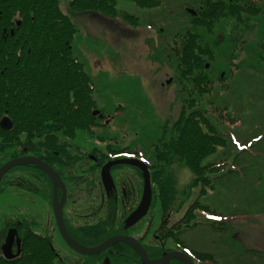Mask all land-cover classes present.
<instances>
[{
  "label": "rangeland",
  "instance_id": "1",
  "mask_svg": "<svg viewBox=\"0 0 264 264\" xmlns=\"http://www.w3.org/2000/svg\"><path fill=\"white\" fill-rule=\"evenodd\" d=\"M189 1L192 2L164 0L165 3L162 2L161 5L147 8L138 7L131 0H116L115 8L118 12H131L139 18L135 26L119 17H103L99 13L84 11L72 14L71 19L76 28L70 42L73 54L83 63L85 71L92 78L96 107L109 117V122L103 124L100 118L98 121L102 124L93 126L90 133L77 129L75 136L69 141L86 150L95 141H99L102 148L108 144L111 150L128 145L137 150L135 155L144 160L151 153L155 155V150L150 148L151 144L159 137L162 141L165 140L166 131L172 129L171 124L176 119L181 102L191 95L198 100L200 106H209V101L225 102L230 115L234 116L231 117L234 120L232 123H227L225 117L210 116L211 122L217 123L214 119H222V124L217 123L218 128L230 141L223 170L231 171H226L223 179L215 182V188L207 185L204 193L199 195L200 185H190L192 174L187 165L181 160L167 163L163 166V171L171 178L175 189L174 199L170 200L168 208H163L156 181L150 177L152 195L147 211L140 221L127 229H119L120 225H116L130 222L131 216L140 207L142 174L138 176L136 169L127 165L115 167L109 176L113 182L112 190H109L108 184L106 188L101 187V173L98 174L95 168L91 171V168L86 167L87 162H84L74 166V173H83L84 178L73 180L65 213L71 223H92L98 220V216L108 217L112 222L110 225H113L112 230L116 226V230L125 231L140 242L162 246L164 252L169 249L181 250L170 234H164L160 238V232L173 229L174 221L199 195L200 202L209 204L212 210L222 215L225 220L224 228L219 230L223 224L214 218L213 213L197 207L194 210L196 226L187 228L182 237L196 249L213 251L218 264H264V65L263 61L257 62L252 58L258 49L257 44L264 42V11L258 16L260 19L253 23L254 28L249 22L248 27L245 21L240 34L243 38L237 42H245L242 45L243 52L249 50L248 56H243L248 67L235 72L234 65L239 52H236L235 45L230 46L227 40L222 41L214 49L235 50L234 63L231 61L233 64H228L233 65L230 68L233 75L226 82L222 81L221 86L213 78L211 86L209 83L205 84L206 91L197 93L198 85L194 81L191 83L186 78H181L182 82L175 80L177 75L174 63L169 61L170 57H166L163 48L165 39L157 40L154 26H147V23H158L163 28L162 37L169 40L173 31L186 20L181 6ZM68 2L69 0H59V8L69 12ZM224 22L226 20L222 24ZM215 26L212 31L205 33L207 44L214 42V37L217 40L221 38L218 30L220 26L217 23ZM228 26L229 23H225L226 29ZM231 37H235V34H230L229 38ZM218 51L215 65L222 70L226 62L225 54ZM168 78L170 80L163 83ZM225 88L228 89L224 91ZM168 136L169 133L166 138ZM85 142L90 143L86 145ZM4 151L5 148L2 153ZM236 151L241 152L234 158ZM220 154L208 155L202 161L217 160V157L222 156ZM153 155L152 160L149 159L152 162L151 168H155L157 160ZM102 157L104 156L100 158ZM34 171L14 165L6 173L13 176V182L4 181V175L2 176L0 219L7 213L8 217H24L32 231L44 230L50 235L51 243L59 254L54 258V264H102L99 257L85 256L73 250L57 230L52 209L45 207V202L36 192H29L28 188L20 186L18 179L32 187L39 185ZM112 197V201H107ZM253 248H256L255 253L251 251Z\"/></svg>",
  "mask_w": 264,
  "mask_h": 264
},
{
  "label": "trees",
  "instance_id": "2",
  "mask_svg": "<svg viewBox=\"0 0 264 264\" xmlns=\"http://www.w3.org/2000/svg\"><path fill=\"white\" fill-rule=\"evenodd\" d=\"M131 1L138 7L147 8L165 3L164 0ZM58 2L59 0H0V113L5 112L12 122L9 130L0 128V162L3 160L2 154L5 158L6 154H17L21 147L31 150L34 141L71 138L75 136L77 129L90 133L93 126L101 124L91 113V109L96 108L92 78L85 71L83 63L73 54L70 43L76 29L71 19L72 14L88 11L99 13L103 17H119L133 26L139 22V18L131 12H118L115 8L116 0H69V12L61 10ZM181 9L186 20L173 31L169 40L162 37L163 28L158 23H147L149 28L154 26L157 40L165 39L163 48L166 57H170L169 61L174 63L176 81L182 82L181 78H186L191 83L194 81L198 85L197 93L206 91L205 84L209 83L211 86L213 78H216L221 86L222 81L226 82L233 75L230 71L233 65L228 64L234 63L235 50L239 52V56L236 57L234 71H241L248 65L244 57L248 56L249 50L243 52L242 45L245 42H237L243 38L240 34L245 21L248 27L249 22L254 28L253 23L260 19L258 16L264 11V0H192L182 4ZM223 20L226 22L222 24ZM216 23L220 26L218 30L221 38L217 40L213 36L214 42L207 44L205 33L212 31ZM225 23H229L228 29ZM230 34H235V37L229 38ZM225 40L237 49H214ZM238 44L242 48L238 47ZM257 47L253 55L251 54L252 58L257 62L263 61L264 65V42L258 43ZM217 51L225 54L226 62L224 61L222 70L215 65ZM241 52L243 55H240ZM212 89L213 87L208 92L211 93ZM207 105L209 106L198 105V100L191 95L183 100L176 119L171 124L172 129L166 131V141H162L161 137L154 141L150 148L155 150V155L151 153L149 158L145 156L143 160L148 167L149 176L156 181L158 197L162 196L161 204L164 209L168 208V203L174 199L175 193L171 178L163 171V166L167 163L180 160L185 163L192 174L190 185H200L199 195L204 193L207 185L215 188V182H220L226 171H231L223 170L230 141L218 128V125L223 123L222 119L217 121L213 118L217 125L211 122V117H225L227 123H232L234 120L231 117L234 116L230 115V109L225 102L209 101ZM120 147L113 149V152H127L138 157L135 155L137 150L130 148L128 152L125 146ZM219 150L221 152H218ZM240 152L236 151L234 158H237ZM214 153H221L222 156L214 161H202L204 157ZM152 155L157 159L155 168H151ZM103 159L104 157L101 161ZM91 167L93 168L92 165ZM96 167L99 168V165ZM132 167L136 169L138 176L141 175L139 166ZM98 171L99 169L96 170L99 174ZM199 195L174 221L173 229L160 232V238L164 237V234H170L177 248L189 254L194 264H218L213 251L196 249L182 237L187 228L196 226L194 210L197 207L213 213L214 218L222 222L219 230L224 226L222 215L212 210L209 204L200 202ZM100 217L92 223L67 221V229L78 241L96 244L109 234L121 231L116 230V226L120 225L119 229H127L134 224L119 223L112 230L111 220L108 217ZM21 233L20 256L12 260V264H54V258L58 256L48 237L32 231L29 227ZM144 246L152 257L164 252L162 246L146 243ZM251 251L255 253L256 248ZM86 255L101 259L107 257L109 264H142L137 251L121 240L97 253ZM166 263L183 264L178 258H171ZM0 264L7 263L0 259Z\"/></svg>",
  "mask_w": 264,
  "mask_h": 264
},
{
  "label": "flooded vegetation",
  "instance_id": "3",
  "mask_svg": "<svg viewBox=\"0 0 264 264\" xmlns=\"http://www.w3.org/2000/svg\"><path fill=\"white\" fill-rule=\"evenodd\" d=\"M166 82H167V80L163 83H166ZM161 85H162V83H161ZM2 115H7V114L5 112H2V113H0V117ZM94 116H97V115H94ZM99 118L102 119L103 124L104 123L108 124L109 117L106 114L104 115V113H102V116ZM69 140H70V138L66 137V138H59L55 141L49 140V139H46L44 142L34 141V142H32L31 150H28L26 148L24 149L21 147V149H20L21 151H18L17 154L10 155V156H9V154H6V157L3 158L4 160H2L0 162V163H2V162H5L7 160H11L10 158H13V157H22L23 155H29V156H35L36 158H39L41 161H43L44 163H47L52 169H54V171L57 173L59 180L61 181L63 188H64V198L61 201L62 202L61 208H62V218L65 221L66 227H67L68 219H67V214L65 213V210H66L65 207L68 204L70 195L72 193V182L74 179L75 180H82L84 178L83 173H79V174L74 173V170H75L74 166H77L79 164H84V162H87L86 167L88 169H90L91 165L93 166V168L91 167L92 170L99 169L100 173L102 175L101 187L106 188L107 184H108L107 188L109 190H112L111 187H113L112 186L113 182L111 181L109 176L111 175V171L113 170V168L116 167L115 165H121V166L128 165L130 167L132 166V165L127 164L126 162L120 163V164L119 163L113 164L110 166L109 175L107 176V175L103 174L102 169H101V165L105 161H110L112 159H117V158L122 157L121 153H117V152L114 153L113 152L114 150L113 149L111 150V148H109L107 146L108 144H106L105 148H102L101 144H98V143H100L99 141L93 142V144H95V145L92 144L90 146L89 150H86L84 147L77 145V144H74V143H71ZM89 143L85 142L84 144L89 145ZM123 146H125V149L129 152L130 147H128V145H123ZM123 146H121V147H123ZM101 156H104V159L102 161L100 158ZM98 163H100V164H98ZM96 165H99V168L96 167ZM13 166H11L7 170H5V172L3 174L4 175V181L6 180V182H7L9 180L10 181L13 180V176L6 175L8 170H10ZM16 166H17V168H28L31 170H35L33 172V174H35L36 180L38 181L39 185L32 187L30 184H26V183L22 182L20 179H18L17 181L19 182L21 187L24 186V187L28 188L27 190L29 192H36L37 195H39L38 197H40L42 199V201L45 202V204H44L45 207L49 206L50 209H52L54 224L56 225V228H57L53 206H55L56 204L58 205V203L60 202V198L62 196V193H63L61 186L59 184V181L57 180L54 184L53 180H51V178L47 174V172L44 171L43 169H41L38 164L24 163L22 165H16ZM10 177H12V178L7 180V178H10ZM11 182H13V181H11ZM54 195H55V201L53 200ZM110 199L113 200V197L108 198L107 201L108 200L111 201ZM24 219H25L24 217H17V216H16V218L12 217V216L8 217V213L6 214L5 217H3V219H0V221H1V227H0V259L5 260L7 264H12V260L17 259L18 256H20L19 254H20L21 245H22L21 244L22 243V238H21L22 233L21 232H23L24 229L28 228V224L24 221ZM9 228L15 229V236L11 242L12 245L10 244L9 246H7V248H5L6 254H7V255H5L2 251L1 244L4 241V238L6 236L7 231L9 230ZM36 232L48 237L49 240H51V236L46 234V232H44V230H41L40 232L39 231H36ZM16 233L19 236V244H20L18 253L16 252V250H17ZM123 233H125V232H123ZM141 243H143V242H141ZM143 245H144V243H143ZM153 245H157V244H153ZM147 252H148V250H147ZM55 254L59 255L57 250H56ZM150 257H152V256H150Z\"/></svg>",
  "mask_w": 264,
  "mask_h": 264
},
{
  "label": "water",
  "instance_id": "4",
  "mask_svg": "<svg viewBox=\"0 0 264 264\" xmlns=\"http://www.w3.org/2000/svg\"><path fill=\"white\" fill-rule=\"evenodd\" d=\"M169 80V79H167ZM92 114H98V117H101V113L97 109L92 110ZM11 120L6 115H3L0 117V127L3 129H9L11 127ZM11 160H7L5 162L0 163V179L2 175L4 174L5 170L10 168L13 165H22L24 163H30V164H38L41 169L47 172V174L50 176L51 180H53V183L58 180L59 184L61 186V189L63 191L62 196L60 198V202L58 205L56 204L53 206L54 209V216L57 224V229L64 241L76 252L81 254H94L97 253V251L103 250L108 247V245L116 242V241H124L129 246H132L134 250L137 251L139 255V260L142 262V264H164L166 261H168L170 258H178L182 260L183 264H194L193 260L190 258L189 254L185 253L182 250L179 249H169L163 252L160 256L157 257H150L147 250L145 249L143 243H141L138 239H136L133 235H129L127 233L119 232V233H112L109 234L107 237L103 238L101 241L97 242L96 244H84L80 241H78L75 237H73L70 233V231L67 230V227L65 225V221L62 218V200L64 198V188L59 180V177L57 173L52 169L47 163H44L39 158H36L35 156H29V155H23L22 157H13L10 158ZM130 163L133 165H138L142 170V176H143V191L141 195V202L140 207L138 210H136L133 215L131 216L130 222H136L139 220L142 215L145 214L149 207V203L151 200V187H150V181L148 176V169L147 166L138 160L137 158H131V157H124V158H117L112 159L110 161H105L102 165V172L105 175H109V168L111 165L116 163ZM53 200L55 201V195L53 197ZM15 236V229L9 228V230L6 233V236L4 238V241L1 244L2 251L5 255L7 246H9ZM16 244H17V250L19 251V236L16 233ZM12 245V244H11ZM102 264H109L108 258L105 257L102 260Z\"/></svg>",
  "mask_w": 264,
  "mask_h": 264
}]
</instances>
